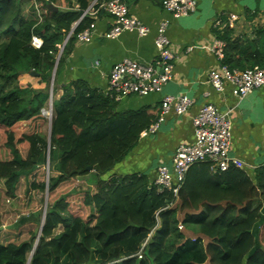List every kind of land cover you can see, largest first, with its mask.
<instances>
[{
  "label": "trees",
  "instance_id": "16d2710c",
  "mask_svg": "<svg viewBox=\"0 0 264 264\" xmlns=\"http://www.w3.org/2000/svg\"><path fill=\"white\" fill-rule=\"evenodd\" d=\"M74 1L77 7L72 0H0V264H176L166 256L185 247L193 258L197 248L184 244L179 223L209 239L201 261L207 255L208 264H264V165L252 180L243 171L212 174L208 161L193 163L181 208L206 209L181 221L169 191L136 176L129 188L123 178H101L155 118L146 107L115 111L117 100L83 79L62 85L57 96L55 76L92 21H78L88 0ZM219 36L222 64L264 66V28L256 29V43L231 39L229 29ZM50 101L46 137L42 109ZM48 144L51 154L59 152L54 163L44 156ZM39 193L48 196L42 226Z\"/></svg>",
  "mask_w": 264,
  "mask_h": 264
},
{
  "label": "crops",
  "instance_id": "0c3cea01",
  "mask_svg": "<svg viewBox=\"0 0 264 264\" xmlns=\"http://www.w3.org/2000/svg\"><path fill=\"white\" fill-rule=\"evenodd\" d=\"M72 1L74 7H77V3ZM91 1L88 0V4ZM123 2L130 14L149 28L147 35L139 36L136 31H125L115 39L106 38L104 34L112 26L114 19L100 10L95 19L90 42L82 43L75 40L64 67L55 76L59 88L57 96L62 92V85L75 79H83L90 87L106 92L108 72L112 65L121 59L130 58L143 65H156L157 26L162 22L167 23L165 34L169 38L170 50L174 54L171 79L160 92H151L144 96L131 94L120 98L115 109L136 111L146 107L147 113L153 116L152 119L155 118V121L161 119L159 126L153 133L145 132L148 126L136 144L101 178L103 180L123 178L126 181L125 187L129 188L131 177L136 176L145 179L147 185L153 186L157 166L170 165L176 148L181 143L194 141L192 118L202 105L212 103L221 111H228L231 118L229 156L232 160L229 169L243 171L254 180L255 171L264 165V84L243 97H235L231 93L229 83H225L222 92L214 89L209 82L210 72L218 70L224 64L221 63L223 58L218 59L210 50V46L215 39L225 43L219 35L227 29L230 30L231 39L245 41L256 39L253 42L256 43L258 40L256 29L264 28V0H195V11L181 17H174L165 11L159 0ZM231 15L235 16V21L230 25ZM216 19L221 21V27L213 24ZM166 94H184L191 98L193 103L180 115L171 109L159 117L161 100ZM210 173L214 174L211 171ZM199 178L200 173L196 171L191 180L193 187L197 185ZM93 180L95 182L96 178ZM86 181L89 185L93 183L89 179ZM184 183L185 179L178 191V201L173 206L178 211L180 221L188 213L198 215L206 209L204 203L194 208H181L179 194L184 185L186 187ZM154 187L159 193L166 191ZM58 228L62 231V225H58ZM182 231L186 238L187 233L194 235L193 231L184 226Z\"/></svg>",
  "mask_w": 264,
  "mask_h": 264
},
{
  "label": "built area",
  "instance_id": "2783aa9c",
  "mask_svg": "<svg viewBox=\"0 0 264 264\" xmlns=\"http://www.w3.org/2000/svg\"><path fill=\"white\" fill-rule=\"evenodd\" d=\"M159 1L162 8L174 17L186 16L196 9L195 0ZM100 10L105 11L114 19L112 26L104 34L106 38L115 39L125 31H136L139 36H145L149 31L146 25L140 23L137 18L130 14L127 5L122 0H92L79 16L78 21L85 17H90L92 21L86 28L77 33L76 40L78 42H90L95 28V19ZM233 21H235V16L231 15L230 25ZM166 24V22H162L157 26L155 47L158 54L156 65H143L130 58L121 59L114 63L108 72L107 91L105 93L115 100H119L131 94L144 96L162 90L172 77V60L174 58V54L170 50L169 38L165 34ZM213 24L216 27L222 26L219 19L214 20ZM71 33L69 32L68 36ZM31 42L35 47L41 45V40L36 36L32 37ZM224 45L222 40L215 39L210 46V50L218 59L223 58ZM209 82L219 92L225 89V83H229L231 93L235 97H243L264 84V66L254 65L238 70L221 65L218 70L210 72ZM192 103L193 100L184 94H166L161 100L159 117L171 109L180 115ZM46 109H44L43 114L50 121L52 117L51 101ZM160 121L161 119L154 121L145 132H155ZM192 123L195 131L194 141L181 143L173 153L170 165H158L157 175L152 183L159 190H167L172 194L171 207L178 201L179 188L193 163L208 161L209 169L213 173L225 172L231 165L232 159L229 152L232 124L229 112L221 111L212 103H206L193 116ZM178 229H183L181 223L178 224Z\"/></svg>",
  "mask_w": 264,
  "mask_h": 264
},
{
  "label": "rangeland",
  "instance_id": "374dc122",
  "mask_svg": "<svg viewBox=\"0 0 264 264\" xmlns=\"http://www.w3.org/2000/svg\"><path fill=\"white\" fill-rule=\"evenodd\" d=\"M47 108V107H46ZM45 108V110H47ZM44 111V108L42 109V113ZM51 115H52V111H51ZM46 118V123L42 126V133L48 137L49 135V131H50V121ZM50 144H48L44 150V156L46 158V160L48 161L47 158L52 157V163L56 162L58 160V157H59V152H52L51 154V150L49 148ZM86 180L89 179V181L93 182L94 183V180L95 179V176L92 174V173H89L88 175L85 176ZM92 183V184H93ZM38 197H43L44 201H43V204H42V208L43 210L45 209V203H47V193H39L38 194ZM86 212H88V208L84 209ZM181 216V215H180ZM58 226L56 227V229L54 230V233L55 234H58L59 233V228ZM61 231V230H60ZM192 231V230H191ZM194 232V231H193ZM187 239L188 241H185L184 244L187 246V245H195L197 248H194L195 249V253H194V257L192 258L191 256L188 258L187 257V253H189L190 251L188 249H185V247L179 249L176 253H173V254H169L168 256H166L167 260H171V261H174L176 264L178 263V261L180 262H183V261H186V259H188L186 261L185 264H208V260H207V255L205 256V258L201 261L200 259L205 255V251H206V244L208 243L209 239L206 238V236H203V235H200L196 232H194V235H190V233H187ZM196 237H198L199 241H195V242H190V241H194L196 239ZM94 255H95V258L97 256V251L96 249H94ZM95 261H97L95 259Z\"/></svg>",
  "mask_w": 264,
  "mask_h": 264
},
{
  "label": "water",
  "instance_id": "95a60500",
  "mask_svg": "<svg viewBox=\"0 0 264 264\" xmlns=\"http://www.w3.org/2000/svg\"><path fill=\"white\" fill-rule=\"evenodd\" d=\"M47 7L50 9H53V10H57V7L53 4H48ZM30 74L34 75L36 73L34 71H31ZM88 169H90V168H88ZM45 207H46V203H45ZM44 214H45V209L43 210V215H42V219H41V226L43 224ZM0 229H1V226H0Z\"/></svg>",
  "mask_w": 264,
  "mask_h": 264
},
{
  "label": "clouds",
  "instance_id": "9594fccd",
  "mask_svg": "<svg viewBox=\"0 0 264 264\" xmlns=\"http://www.w3.org/2000/svg\"><path fill=\"white\" fill-rule=\"evenodd\" d=\"M45 209H46V207H45ZM183 226V225H182Z\"/></svg>",
  "mask_w": 264,
  "mask_h": 264
}]
</instances>
